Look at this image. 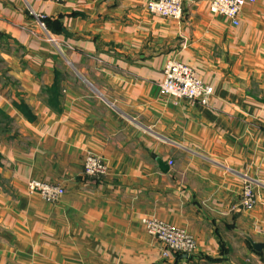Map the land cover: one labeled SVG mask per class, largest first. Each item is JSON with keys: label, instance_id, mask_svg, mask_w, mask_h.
<instances>
[{"label": "crops", "instance_id": "1", "mask_svg": "<svg viewBox=\"0 0 264 264\" xmlns=\"http://www.w3.org/2000/svg\"><path fill=\"white\" fill-rule=\"evenodd\" d=\"M149 1L0 0V264H264L246 237L264 242V0L237 26L208 0L181 20ZM172 59L213 86L209 104L163 96ZM88 151L103 180L84 175ZM31 179L65 194L46 202ZM144 215L197 250L164 256Z\"/></svg>", "mask_w": 264, "mask_h": 264}, {"label": "built area", "instance_id": "2", "mask_svg": "<svg viewBox=\"0 0 264 264\" xmlns=\"http://www.w3.org/2000/svg\"><path fill=\"white\" fill-rule=\"evenodd\" d=\"M58 3L67 0H52ZM186 0H150L147 4L149 11L163 18L181 20L184 15V3ZM256 0H208L209 9L214 14L227 17L233 25L240 24V16L244 7ZM160 89L164 97L175 101L187 98L207 105L210 103L214 88L211 84L198 77L189 64L172 59L164 68V78L160 83ZM173 164L172 161L169 162ZM83 173L86 177L103 180L109 174V166L106 159L91 151L84 158ZM28 191L38 194L46 202H57L65 194V188L60 184L31 179L28 182ZM257 204V198L253 187L247 183L243 189L241 205L251 209ZM149 234L156 237L164 245V256L170 253L192 254L197 250L196 238L186 229L176 227L154 215H144L141 218Z\"/></svg>", "mask_w": 264, "mask_h": 264}, {"label": "water", "instance_id": "3", "mask_svg": "<svg viewBox=\"0 0 264 264\" xmlns=\"http://www.w3.org/2000/svg\"><path fill=\"white\" fill-rule=\"evenodd\" d=\"M191 1H196L197 2V1H200V0H191ZM159 163L161 164L162 168H165V169L167 168L168 169V167H166L167 164L164 161H162L161 159L159 160ZM246 237L251 242V244H252V246H253L255 251L260 252V253L264 252V242L254 241L248 235H246Z\"/></svg>", "mask_w": 264, "mask_h": 264}, {"label": "trees", "instance_id": "4", "mask_svg": "<svg viewBox=\"0 0 264 264\" xmlns=\"http://www.w3.org/2000/svg\"><path fill=\"white\" fill-rule=\"evenodd\" d=\"M7 121H9V116L0 108V126Z\"/></svg>", "mask_w": 264, "mask_h": 264}, {"label": "rangeland", "instance_id": "5", "mask_svg": "<svg viewBox=\"0 0 264 264\" xmlns=\"http://www.w3.org/2000/svg\"><path fill=\"white\" fill-rule=\"evenodd\" d=\"M51 203V202H50ZM53 203H55V202H53Z\"/></svg>", "mask_w": 264, "mask_h": 264}]
</instances>
